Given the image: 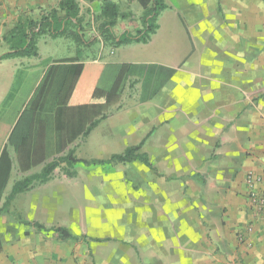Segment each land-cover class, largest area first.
I'll use <instances>...</instances> for the list:
<instances>
[{
	"label": "crops",
	"instance_id": "obj_1",
	"mask_svg": "<svg viewBox=\"0 0 264 264\" xmlns=\"http://www.w3.org/2000/svg\"><path fill=\"white\" fill-rule=\"evenodd\" d=\"M60 1L0 0V54L8 51L3 38L21 15L40 19ZM77 1L84 19L82 35L86 42H94L85 44L50 33L40 36L38 56L0 60V70L5 71H0V95L10 90L17 68H25L27 74L41 69L28 102L49 66H61L59 81L50 90L55 91V101L51 102L47 95L42 108L38 106L32 138L38 132V114L45 108L50 116L47 134L56 140L57 135L63 137L66 133L74 154V144L82 139L91 149L98 143L99 149H94L92 159H107L139 145L145 134L152 131V151L158 150V157L168 159L169 170L161 171L150 160L147 150L140 152L147 153L153 167L146 166L164 180L158 179L160 183L156 181L155 188H168L165 201L181 205L173 188L182 186L183 210L152 213V225L145 224L143 213L130 233L122 228L113 234L99 229L104 235L80 238L63 222L62 208H43L29 221H38L47 228L66 227L77 238L64 240L54 230H40L13 219L10 227L0 226V264H264V209L251 198L253 188L264 192V0H164L168 8L160 13L158 29L149 42L121 44L114 50L90 26L93 18L101 14L103 0ZM109 1L124 12L121 4L126 0ZM169 13H173V20L186 30L189 39V48L179 62L160 54L161 47L172 49L169 42L159 41L163 19ZM131 23L135 30L143 27L134 18ZM125 30L131 31L129 23L120 19L114 33L118 36ZM131 46L138 48L133 54L124 53ZM122 63L156 64L160 67L154 69L155 73L167 76V81L149 100L141 102V80L130 76L128 80H137L133 93L127 94V80L115 102L85 108L87 104H105L118 73L116 64ZM78 64H83L84 69L67 103L66 120H57L55 110L61 103V93H65V77L69 67ZM163 67L175 72L170 74ZM124 97L131 99L133 106L111 113ZM3 99L0 96V105ZM49 104L53 111L48 110ZM86 110L91 112L86 114ZM126 118L127 123H122ZM95 120L98 124L86 134ZM148 123L152 130H145ZM106 127L111 128L115 138L108 136ZM171 143H179V148L173 149ZM25 156L34 158V150ZM173 159L183 165H177ZM249 175L261 179L252 188ZM11 178L12 173L4 196L15 183H11ZM172 203L169 207L174 206ZM102 220L111 222L106 214ZM118 220L121 224L128 222V218ZM164 222L167 224L163 225Z\"/></svg>",
	"mask_w": 264,
	"mask_h": 264
},
{
	"label": "rangeland",
	"instance_id": "obj_2",
	"mask_svg": "<svg viewBox=\"0 0 264 264\" xmlns=\"http://www.w3.org/2000/svg\"><path fill=\"white\" fill-rule=\"evenodd\" d=\"M121 8L124 10L122 13H125L127 16L126 19L132 32H135V29L133 23H131V19L134 18L143 26L146 9L141 5L140 0L122 1ZM172 14L173 13H169L164 17V27L159 35V41L169 42L172 49L168 51L161 47L162 50L160 54L165 55V57L170 55L179 62L183 59L189 48V39L186 30L175 23ZM92 22L90 26L95 27L94 33L97 32L98 36H101L98 32V27L101 23L99 17L96 16L93 18ZM94 33L91 35L93 36ZM45 35H49V33L43 34V36ZM65 37L69 39L75 38L66 35ZM103 41L111 50L117 48L113 47L111 42L105 41L104 39ZM136 48L138 47L131 46L125 48L123 51L124 53L133 54ZM102 50L103 48L101 51H97L96 54L98 55ZM87 52L91 53L90 50ZM118 56L119 54L114 58ZM0 71L5 72L3 69ZM136 81L137 80H134V78L128 80L125 85L128 88L127 94L133 93V90L136 88ZM5 92L6 91H4L3 94H5ZM54 94L55 91L53 93V90L48 93L51 102L53 100L55 101V99H53L55 96ZM0 96L3 98L6 94ZM131 106H133L132 100L124 97L120 105H114L112 112L108 111L107 113H118ZM50 108L51 104H49L48 110L53 111V109L51 110ZM104 110L107 111L108 107H105ZM46 111L47 108L38 114L40 123L37 126L38 132L29 143L30 150H34V160L39 162L29 169H24V166L31 162L30 157L25 156L27 153L23 150L16 151L12 145L8 144V140L4 139L2 134H0V151L1 148L7 144L13 159L11 183L22 180L29 175L39 173L45 164L59 156L67 155L72 149L71 141L67 140L69 136H67L66 133L63 134V137L57 135L56 140L55 137L53 138L52 135H48L49 133L47 134V122L50 121V116ZM122 123H127V118L124 119ZM105 129L108 130L109 137L115 138V134L112 133L110 127H106ZM146 129L152 130V125L148 123L145 127V130ZM1 131L0 129V133ZM151 133L152 131H149L148 134H145L144 140L141 141L142 143L137 142L135 144L140 143L141 147L139 151H143L142 149L147 150L150 153V160L155 165H159L162 169H160L161 171H167L169 170L167 165L168 159H163L161 156L158 157V150L155 151L157 155L152 151L153 143L150 141ZM83 140L84 139L74 144L76 148L74 149L75 154L78 158L92 159L91 156L96 153L94 149L98 148V143L95 144L94 149H91V146L87 147V144ZM164 142L168 144L167 141ZM112 143L113 142H111V144ZM129 143L131 142L129 141ZM121 144L124 146L125 143ZM171 145L173 149L179 148V143H171ZM173 160L177 165H183L177 160ZM180 162H183V160ZM178 169L182 168L178 167ZM70 172L73 174L70 175ZM158 179L164 181L162 178H158L152 169L139 160H133L125 164L118 163L90 167L79 163L73 168L63 164L53 172L50 179L44 183L45 185L41 184V182H36L29 191L21 195H16L9 205V210L0 215V226L10 227V222L13 219L21 222H27L30 219L34 220V216L42 213L43 208L48 211L52 206H58L63 209L61 217L63 222L69 224V230L77 234V236L83 235L86 238H91L90 236L93 234L100 235L103 233V230L99 232V229H106L108 233L110 232L113 234V231L115 232L119 228H122L123 230L125 229L126 233H130L136 229V220L139 221L143 213L146 214L145 224L148 223L152 225V213L157 214L160 212L172 214L179 213V211L183 210L181 202L184 198L182 186L176 185L177 187L173 188L177 199H180V202L177 203L181 204L175 205L172 202L165 201L169 197L167 187L161 190L155 188L158 187L156 186V181L160 183ZM10 192L11 190L8 188L4 199L0 202V207L3 205ZM169 203H172L174 206L169 207ZM104 214L111 219V222L103 223L102 215ZM114 218L115 221H113ZM118 218H128V222H122L123 224H121ZM131 219L132 221H130ZM139 224L140 226L142 225L141 222H139ZM165 224L167 223L164 222L163 225Z\"/></svg>",
	"mask_w": 264,
	"mask_h": 264
},
{
	"label": "trees",
	"instance_id": "obj_3",
	"mask_svg": "<svg viewBox=\"0 0 264 264\" xmlns=\"http://www.w3.org/2000/svg\"><path fill=\"white\" fill-rule=\"evenodd\" d=\"M140 3L146 9L143 27L137 28L134 33L125 30L117 36L114 33V27L120 19L124 20L127 16L125 13L120 12L119 6L116 3L103 0L102 12L99 15L101 23L98 27V32L102 38L105 41L111 42L113 47L132 42H149L151 35L158 29L157 19L160 13L168 8V5L164 0H140ZM83 21L84 19L80 15V6L77 0H61L57 7L45 11L40 19H34L29 15H21L15 26L5 34L3 38L9 46V49L0 54V60L38 56V39L46 33H50L53 37L61 35L74 36L81 43L91 44L94 42V39L86 42L82 35ZM62 61L71 62L74 61V59H64ZM116 66L118 68V73L107 93L105 104H87L84 106L85 108L87 107L90 110L94 109V107L100 108L115 102L130 76H138L141 80V102H145L155 95L168 78L162 73H155L156 71H154V69L160 67L156 64L122 63L116 64ZM163 68L170 71V74L175 72L173 68ZM72 69L74 70L73 72ZM83 69V64L69 67L62 87L63 90L65 89V93H61L60 100L57 99L61 102L55 110L57 120H66L67 103ZM61 72V66H55L54 64L49 66L36 87L33 96L27 102L42 70H32L27 74L25 68H17L12 86L0 105V123H2V127L0 128L2 131L0 134H2L5 139L12 129L8 136V144L12 145L16 151L23 150L27 155L30 153L29 143L32 138V129L39 109L38 106L42 108V104L46 100V96L51 90V87H53L55 82L59 81ZM39 101L42 103L40 104ZM34 103L37 104L34 106ZM89 110H86V114L91 112ZM98 122V120L92 121L86 134H88ZM140 147L141 144L128 147L123 152L112 154L107 159H82L78 158L73 151H70L67 155L59 156L45 164L39 173L29 175L22 180L16 181L12 186L10 194L6 197L2 207H0V214L9 210V205L17 194L28 191L36 182H47L53 172L63 164L73 168L79 163L85 166H92L127 163L133 160H140L145 165L152 168L153 166L147 153L140 152ZM30 159L31 162L26 164V169H29L39 162L35 161L32 157ZM12 169L13 159L8 145L5 144L0 152V202L3 200ZM69 174L72 175L73 173L70 172ZM25 223L33 225L40 230H54L64 240L77 238L63 226L47 228L38 221H27ZM80 238H84V236H80Z\"/></svg>",
	"mask_w": 264,
	"mask_h": 264
},
{
	"label": "built area",
	"instance_id": "obj_4",
	"mask_svg": "<svg viewBox=\"0 0 264 264\" xmlns=\"http://www.w3.org/2000/svg\"><path fill=\"white\" fill-rule=\"evenodd\" d=\"M259 177H255L253 175L248 176V181L250 183V187H254V183L259 181ZM251 198L252 200L260 207L262 210L264 209V192L256 191L254 188L251 191Z\"/></svg>",
	"mask_w": 264,
	"mask_h": 264
}]
</instances>
